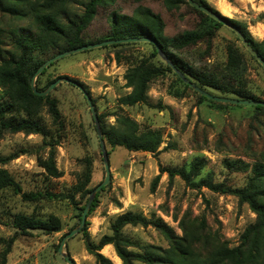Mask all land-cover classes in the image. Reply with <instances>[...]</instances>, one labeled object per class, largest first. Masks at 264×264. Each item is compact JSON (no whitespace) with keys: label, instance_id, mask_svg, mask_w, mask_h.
I'll return each mask as SVG.
<instances>
[{"label":"rangeland","instance_id":"rangeland-1","mask_svg":"<svg viewBox=\"0 0 264 264\" xmlns=\"http://www.w3.org/2000/svg\"><path fill=\"white\" fill-rule=\"evenodd\" d=\"M2 1L12 3L11 0ZM29 1H24L28 11L25 18L13 17L0 8V29L27 26L33 22L34 4ZM87 1L65 0L66 9L59 15L62 22L82 14ZM140 3L162 16L167 36L195 28L201 18L184 3L178 6L167 5L165 0H142ZM138 4L134 0H114L107 6H99L96 16L83 32L85 40L105 37L111 29L114 12L131 15ZM246 13L247 19L242 22H254L258 18L251 11ZM1 39L6 54H16L12 35L3 32ZM61 46L48 48L38 56L45 60L59 53ZM152 48L145 42L131 47H112L110 44L84 50L55 61L36 79L40 87L59 76L79 81L92 96L98 114L107 125L115 123L117 114H126L143 126L162 131L164 142L160 149H166L158 153L113 147L105 139L111 179L104 190L97 192L99 201L95 209L89 210L87 220L90 222L88 230L91 239L98 242L102 235L111 233L115 217L131 210L148 217L153 214L162 217L177 236V240H173L151 225L126 226L125 235L139 244L169 248L175 242L181 244L179 237L192 241L194 248H200L204 254L222 243L229 247L237 246L246 227L256 218L249 205L240 202L233 194L205 186L191 187L180 176L170 180L166 172L160 173V166L189 165L196 157L205 158L199 178L211 176L214 182L244 186L250 175V168H245L244 164L264 163V109L235 104L217 107L201 99L173 71H167L151 81L148 92L150 104H120L119 98L131 91L124 77L127 68L132 65L130 54H148ZM206 48L207 44L202 43L176 54L186 62L205 69L224 67L231 61L244 62L247 66L244 73L246 86L264 99V68L251 57L231 28L226 25L220 27L208 54ZM213 92L223 95L217 90ZM51 94L58 99L62 123H55L48 106L40 102L33 112L19 107L16 113L19 116L30 115L58 134L60 142L56 164L62 173L60 177L49 176L39 163V159L46 158L49 152L41 134L4 131L0 136L1 156L20 153L8 163H0V168H6L21 186V191L13 187L0 191V264H67L58 252L59 244L63 236L80 222L78 207L85 203L88 191L102 182L106 175L97 128L83 92L71 83L62 82ZM0 97L10 100L11 93L0 86ZM158 174L160 177L154 185ZM47 190L66 194L69 198L50 199L46 196L27 200L22 195L23 192ZM16 213L48 220L55 230L29 229L21 233L12 223ZM65 251L75 264H95V257L87 250L82 232L66 241ZM102 252L114 264H123L113 245L106 246Z\"/></svg>","mask_w":264,"mask_h":264},{"label":"trees","instance_id":"trees-1","mask_svg":"<svg viewBox=\"0 0 264 264\" xmlns=\"http://www.w3.org/2000/svg\"><path fill=\"white\" fill-rule=\"evenodd\" d=\"M24 1L26 0H11V5L0 0V8L13 17L25 18L28 11L25 9L27 4L24 5ZM134 1L139 4L131 15L120 14L115 11L108 34L92 41L85 40L83 36L84 30L96 16L98 7L107 6L114 0H88L84 5L83 13L73 19H69L68 22H62L59 17L66 9L64 7L65 0H30V4H34L32 9L34 14L33 22L27 26L0 29V34L6 32L12 35V44L17 51L16 54H6L5 49H3L4 41L0 40V86L11 93L10 100H4L0 97V136L4 131H24L41 134L44 138V143L49 146V152L46 158L39 159V163L49 176L60 177L62 175L56 164L57 146H59L60 142L58 134L51 132L36 118L30 115L19 116L16 113L19 107L33 112L35 105L40 102L42 103L41 105L48 106V111L55 123H62L58 99L52 96L51 92L45 96L37 95L31 88L32 76L39 66L48 59L39 58L38 54L44 53L48 48L55 49L61 44L60 52H62L70 48L93 43V41L99 42L106 39L148 35L161 45L175 65L191 81L204 90L211 93H214L213 90L220 91L223 94L221 96L232 95L237 98L261 99L251 92L245 84L244 73L247 70V66L244 62L231 61L224 67L205 69L186 62L176 54V52H182L202 43L207 44L206 52L208 54L217 30L224 24L202 10L195 8L188 0H165L167 5L170 4L172 6L184 3L201 17L195 28L185 29L174 36H167L164 32L166 23L162 16L154 12L150 7L142 5L140 3L142 0ZM196 1L222 15L208 0ZM224 17L241 28L250 44L264 58V39H256L245 22L227 16ZM257 19L264 22V12L259 14ZM140 43L145 42L114 43L111 46L131 47ZM147 43L153 46L150 53L139 54V56L134 53L130 54L129 62L132 65L127 68L124 77L126 85L131 88V91L119 98V103L122 105L150 104L148 92L151 81L157 76L164 75L167 71H173L170 65L165 64L159 58L155 45L152 42ZM116 55L117 59L120 60L119 54L116 53ZM251 57L260 67L264 68L254 55L251 54ZM54 63L45 68L40 75H43ZM56 79H52L44 87L38 86V88L44 89ZM178 79L183 81L179 76ZM231 81L232 85L230 84ZM186 86L191 87L187 83ZM195 92L198 93L197 91ZM199 95L201 99L207 100L217 107L234 105ZM251 106L256 109H264L262 105ZM99 118L104 139L113 147L123 146L129 151L151 153H158L166 149H160L164 138L159 128L143 126L126 114H117L115 123L112 125L105 124L101 115H99ZM19 155L20 153H12L7 156L0 155V163L6 164ZM205 160V158L196 157L189 165L160 166V173L166 172L170 180L175 176H180L189 186L194 188L205 186L214 191L233 194L238 197L240 202L247 203L256 214V218L253 223L246 227L240 244L229 247L226 243H222L206 254L200 248H194L192 241L179 237L178 240L181 244L175 242V245L169 248H162L153 244H139V242L125 235L124 228L126 226L151 225L173 240H177V236L174 229L162 217L155 214L148 217L142 212L128 210L115 217L111 223V233L102 235L98 242H94L91 239L88 230L90 222L88 220L81 229L80 232L84 235L86 248L95 257V264H114L113 260L102 252L108 245H113L123 264H137L138 262L145 264H264V163L257 161L252 166L245 163L244 167L250 168L247 183L244 186L233 187L222 182H214L211 176L199 178L205 165ZM239 162L243 163L241 160ZM159 177L160 174L154 179V185ZM8 187L21 191V186L15 177L6 168H0V191ZM92 190L88 191V193L90 194ZM101 190H104V186ZM22 195L27 200H38L46 196L50 199L57 197L69 198L66 194L50 190L45 192H23ZM98 196L99 194L95 196L90 208L91 211L97 206ZM88 200L89 196L82 206H77L79 209L77 214L79 221H81V216ZM12 223L21 233L27 232L29 229H42L48 232L55 230V226L50 221L23 213L14 214Z\"/></svg>","mask_w":264,"mask_h":264},{"label":"water","instance_id":"water-1","mask_svg":"<svg viewBox=\"0 0 264 264\" xmlns=\"http://www.w3.org/2000/svg\"><path fill=\"white\" fill-rule=\"evenodd\" d=\"M188 2L194 6L195 8L202 10L204 13L208 14L209 16L213 17L217 21L221 22L222 24L228 26L231 28L239 37L240 41L242 44L245 46V48L255 56V58L258 60V62L264 67V58L258 53V51L250 44V42L247 40L245 34L242 32L241 28H239L237 25L231 23L229 20H227L224 16V14H219L208 7L204 6L203 4L199 3L196 0H188ZM124 42H152L157 51L159 56L168 64L171 66L173 71L189 86H191L195 91H197L199 94L206 96L207 98L219 102H224V103H230V104H236V105H262L264 106V99H248V98H237V97H230V96H221L217 95L214 93H211L207 90H204L203 88L199 87L195 82L191 81L189 77L186 76L185 73L179 69L173 60L169 57L167 52L161 47V45L151 36L145 35V36H135V37H127V38H117V39H106L102 40L99 42H93V43H88L84 44L81 46H77L74 48H70L67 50H64L62 52H59L57 54H54L53 56L49 57L47 60H45L39 68L36 70L34 75L32 76L31 79V88L33 92L37 95L45 96L49 94L56 86H58L62 82H68L71 83L75 86H77L84 94V96L87 99V102L90 106V109L93 114V118L95 121V125L97 128L98 136H99V141L101 145V151H102V156L104 160V165H105V170H106V175L105 178L103 179L102 182H100L89 194V200L86 204V207L82 213L81 216V221L78 223L77 226H75L72 230H70L68 233H66L58 247V252L66 259L67 264H75V261L73 258L70 256L68 252L65 251V244L66 241L71 238L72 236L76 235L81 231V229L84 227L86 221H87V216L89 213V210L91 208V205L95 199V196L97 192L111 179V167H110V160H109V153L106 147V142L104 139V134L99 118V114L96 110L95 103L93 101L92 96L90 93L85 89V87L77 80L69 77V76H59L55 81L51 82L46 88L44 89H39L37 84H36V79L37 77L42 73V71L47 68L51 63L61 59L62 57L71 55L73 53L81 52L84 50L88 49H93L96 47H101L105 45H110L114 43H124Z\"/></svg>","mask_w":264,"mask_h":264},{"label":"crops","instance_id":"crops-1","mask_svg":"<svg viewBox=\"0 0 264 264\" xmlns=\"http://www.w3.org/2000/svg\"><path fill=\"white\" fill-rule=\"evenodd\" d=\"M211 5H213L219 12L224 14L225 16L235 17L240 21H245L247 19L245 16L248 13L246 11L253 12V15L256 17L259 14L264 12V0H208ZM223 9L229 11V14L223 13ZM246 23V22H245ZM248 25V29L252 33V35L258 39H264V22L263 20L256 19L253 21H248L246 23ZM111 247L112 245H108Z\"/></svg>","mask_w":264,"mask_h":264},{"label":"bare ground","instance_id":"bare-ground-1","mask_svg":"<svg viewBox=\"0 0 264 264\" xmlns=\"http://www.w3.org/2000/svg\"><path fill=\"white\" fill-rule=\"evenodd\" d=\"M223 13H225V14H229V11L226 10V9H223ZM104 252H105V251H104Z\"/></svg>","mask_w":264,"mask_h":264}]
</instances>
